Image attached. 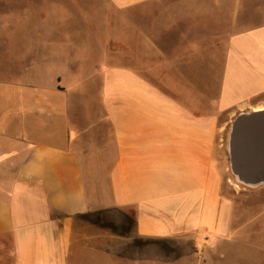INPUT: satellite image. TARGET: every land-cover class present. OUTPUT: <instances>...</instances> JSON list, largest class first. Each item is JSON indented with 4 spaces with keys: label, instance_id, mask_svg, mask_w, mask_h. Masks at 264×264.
<instances>
[{
    "label": "crops",
    "instance_id": "0c3cea01",
    "mask_svg": "<svg viewBox=\"0 0 264 264\" xmlns=\"http://www.w3.org/2000/svg\"><path fill=\"white\" fill-rule=\"evenodd\" d=\"M149 2L163 12L161 0H104L105 21L107 4L125 21ZM155 35L137 33L135 52L98 49L83 85L99 93L79 95L81 110L59 73L0 81V264H213L200 250L228 233L232 213L218 114L264 109V25L230 37L213 98L143 76L168 68L139 56L167 62Z\"/></svg>",
    "mask_w": 264,
    "mask_h": 264
},
{
    "label": "rangeland",
    "instance_id": "374dc122",
    "mask_svg": "<svg viewBox=\"0 0 264 264\" xmlns=\"http://www.w3.org/2000/svg\"><path fill=\"white\" fill-rule=\"evenodd\" d=\"M161 1L162 13L155 14L157 6L149 2L145 10L131 11L125 21L107 4L105 21L104 0H0V81L21 84L36 77L40 83L51 81L53 72L59 73L75 111L79 95L99 93V85L83 83L92 66L100 65V49L122 46L135 52L137 33H157L154 40L164 43L167 62L159 63L152 54L139 56L150 67L168 68L142 70L143 76L167 94L213 98L219 91L230 37L264 25V0ZM128 62L135 66L132 59ZM162 74L172 81L170 85L161 84ZM179 78L191 80L192 86L177 84ZM89 104L87 111H94L95 104ZM247 105L218 114V124L223 122V147L217 149L222 164L217 168L223 173L227 193L222 195L230 202L232 213L228 233L200 250L213 264H264V184L249 188L239 183L229 169L227 154L231 121ZM227 182L238 193H229Z\"/></svg>",
    "mask_w": 264,
    "mask_h": 264
},
{
    "label": "water",
    "instance_id": "95a60500",
    "mask_svg": "<svg viewBox=\"0 0 264 264\" xmlns=\"http://www.w3.org/2000/svg\"><path fill=\"white\" fill-rule=\"evenodd\" d=\"M227 154L229 169L249 188L264 184V109L239 112L231 121Z\"/></svg>",
    "mask_w": 264,
    "mask_h": 264
}]
</instances>
